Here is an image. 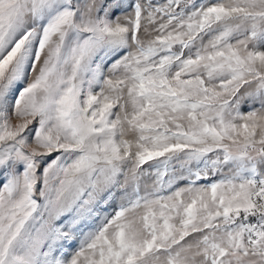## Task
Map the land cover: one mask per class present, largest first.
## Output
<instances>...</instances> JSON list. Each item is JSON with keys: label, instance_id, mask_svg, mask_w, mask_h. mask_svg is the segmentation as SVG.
I'll return each mask as SVG.
<instances>
[{"label": "snow or ice", "instance_id": "1", "mask_svg": "<svg viewBox=\"0 0 264 264\" xmlns=\"http://www.w3.org/2000/svg\"><path fill=\"white\" fill-rule=\"evenodd\" d=\"M0 264H264V0H0Z\"/></svg>", "mask_w": 264, "mask_h": 264}, {"label": "rangeland", "instance_id": "2", "mask_svg": "<svg viewBox=\"0 0 264 264\" xmlns=\"http://www.w3.org/2000/svg\"><path fill=\"white\" fill-rule=\"evenodd\" d=\"M126 138H132V137H126Z\"/></svg>", "mask_w": 264, "mask_h": 264}]
</instances>
